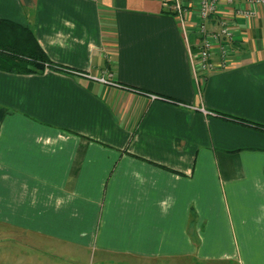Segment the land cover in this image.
Returning <instances> with one entry per match:
<instances>
[{
  "label": "crops",
  "instance_id": "obj_1",
  "mask_svg": "<svg viewBox=\"0 0 264 264\" xmlns=\"http://www.w3.org/2000/svg\"><path fill=\"white\" fill-rule=\"evenodd\" d=\"M170 1L0 0L72 70L0 71V264H264V6L198 87Z\"/></svg>",
  "mask_w": 264,
  "mask_h": 264
},
{
  "label": "built area",
  "instance_id": "obj_2",
  "mask_svg": "<svg viewBox=\"0 0 264 264\" xmlns=\"http://www.w3.org/2000/svg\"><path fill=\"white\" fill-rule=\"evenodd\" d=\"M240 1L248 2L253 8L252 11L242 15L245 18H250L255 14L256 8L264 6V0H199L196 10L198 22L192 26L188 21L190 11L195 8L191 1L171 0L165 3V7L180 21L194 79L198 87L212 73L226 70L229 67L233 34L227 22L223 20L220 21L219 28L215 30L209 29V24L211 19L216 16L220 2L232 6ZM99 81L107 83L103 79Z\"/></svg>",
  "mask_w": 264,
  "mask_h": 264
},
{
  "label": "trees",
  "instance_id": "obj_3",
  "mask_svg": "<svg viewBox=\"0 0 264 264\" xmlns=\"http://www.w3.org/2000/svg\"><path fill=\"white\" fill-rule=\"evenodd\" d=\"M47 70L72 72L71 69L52 62L47 57L30 28L0 18V71L15 75H37ZM157 99L175 103L172 99L163 96H157ZM217 116L226 121L264 132L263 125L226 114L217 113Z\"/></svg>",
  "mask_w": 264,
  "mask_h": 264
}]
</instances>
